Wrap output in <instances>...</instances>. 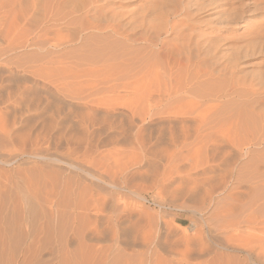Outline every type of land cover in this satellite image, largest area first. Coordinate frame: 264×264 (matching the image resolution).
I'll return each mask as SVG.
<instances>
[{
    "label": "rangeland",
    "instance_id": "374dc122",
    "mask_svg": "<svg viewBox=\"0 0 264 264\" xmlns=\"http://www.w3.org/2000/svg\"><path fill=\"white\" fill-rule=\"evenodd\" d=\"M47 2L0 9V202L55 193L92 245L118 218L105 264H264V0Z\"/></svg>",
    "mask_w": 264,
    "mask_h": 264
},
{
    "label": "bare ground",
    "instance_id": "6f19581e",
    "mask_svg": "<svg viewBox=\"0 0 264 264\" xmlns=\"http://www.w3.org/2000/svg\"><path fill=\"white\" fill-rule=\"evenodd\" d=\"M43 1L45 4H47V3L49 4V2H47L49 0H0V9L3 10L5 16L10 17L12 20H17V19L20 20L21 18H22L21 20H23V19L25 20L27 17H31L34 15V13H33L34 8H39L36 6H40L39 4L42 3ZM50 2H52L54 4L57 3L59 5L61 3H62L61 5H65V4L68 5L69 4V6H70V0H50ZM75 3L76 2H74V4ZM48 8H49V6H48ZM86 8L87 7H85L84 9H86ZM88 10H90V9H88ZM184 17H188V16H184ZM110 24H112V23H110ZM155 26H154V29H158V28H155ZM115 27H116V29H119L118 24L115 25ZM115 27H112V28H115ZM151 28H153V27L152 26L149 27V29H151ZM149 29L146 28L145 30H143V32L139 35L140 36L139 40L143 39V40L147 41L148 44H151L153 42V37L155 35H153L154 29H153L152 34L150 32L151 30H149ZM112 32H113V30H112ZM117 33H119L118 30H117ZM157 39L155 36L154 40L156 41ZM137 40H138V38H137ZM132 41H133V39H132ZM184 41H183L182 46H184ZM157 43H158V41H157ZM186 45H187V43H185V46ZM196 45H197V43H196ZM106 46H108V45H106ZM180 46L177 48L176 47L168 48L166 46L161 45L160 51H158L157 54L159 55V57L162 56V58H164V59H162L161 61H158V62H160V63L164 62L166 64H170L171 63L170 60L176 61L175 60L176 57H174V55L172 57L171 55L175 54V53L180 54L181 52H183L180 50L182 48ZM199 47H200V45H199ZM112 49H114V48H112ZM106 50L108 52V49H106ZM114 51H117V50H114ZM129 51H131V50H129ZM114 53L112 55H114ZM123 53H124V51H123ZM133 53H135V52H133ZM133 55H132V57L135 56V55L134 56ZM151 57H152V55H151ZM112 58H114V57H112ZM137 58H139V57H137ZM120 59H121V57H120ZM144 59H145V57L143 58V60ZM146 59H147V57H146ZM146 59H145V61H146ZM116 60H118V59H116ZM135 63H136V61H135ZM137 64H139V63H137ZM174 64H175V62H174ZM130 66H131V64H130ZM150 68H151V66H150ZM160 89H162V88H160ZM162 91H163V89H162ZM163 93L166 94V92H163ZM171 94H173V93H171ZM263 106H264V103H263ZM261 119H262V117H261ZM252 122H253V118H252ZM256 122H254V124H256ZM245 123H246V121H245ZM253 127H255V126L253 125ZM260 127L261 126H259L258 128L260 129ZM258 128H257V130H258ZM249 129L251 130L252 128H249ZM262 131H263V129H262ZM250 133H252V131ZM256 136H258V135H256ZM258 140H259V138H258ZM35 184L36 183H34L33 185H35ZM24 186L27 187V185H23V187ZM29 187L27 189H29ZM29 190H31V188ZM18 191L20 193V195H19L20 197L17 198L18 201L16 203L12 202L11 206H10V203H9V205L6 206V205H3L4 201L2 203L0 202V264H103V263L105 264L106 263L105 260L109 256L114 258L113 259L114 261H112V262H115L117 260V258L121 257L120 256L121 255L120 254L121 249H120L119 244H118L119 242L115 239V238H117V235L119 234L118 232H120V231H118V226L116 224V222H117L116 220H118V218L117 219L115 218V216H116L115 213L114 214L112 213L113 215L112 214L109 215L108 213L103 214V215L100 214L101 217L106 215V217L112 221L114 220L113 218H115V223H113V224H110L112 222L108 221L109 224L111 225L109 228L110 233H111L110 234L111 239L109 240L110 243H108L107 245H105V244L97 245L96 242H95L96 244L94 243V245H92V243L88 244V242H85L86 240L84 241L83 239H81V238H85L83 236L78 237V239L80 238V240L74 242V241H72L73 237L71 240H70V237H71V234L77 235V232L74 230V226H75V229H77V227H79V226H77V222L81 223L80 219H82L85 215H87L86 213H84V211H77L79 209L74 210V207H71L70 205L69 206L71 209H68L65 204L64 205L61 204V199L58 196H56L55 193H51V192L47 193V195H44V197H43L44 199L42 201H40L41 199L39 200V198L37 196L39 194L34 193L33 190H31V191L34 194L29 192L28 190H23V189H21V190L19 189ZM0 193L2 194V191H0ZM3 193H5V192H3ZM15 193L14 194L11 193L13 195V197H14V195H16ZM11 194L9 193V196L7 195L8 197H6V198H10V196H12ZM16 197H18V196H16ZM3 199H5V198L3 197ZM87 211H88V209H87ZM92 213H95L94 214L95 216H97V215L99 216V214H97V213H101V211H97V209H94ZM87 217H89V216H87ZM116 217H118V216H116ZM89 218H88V220H89ZM97 219H98V217H97ZM108 219H106V220H108ZM67 220H70V222H67ZM98 220L96 222L90 221L91 223L89 221H87V222L94 225V223H98ZM67 225H70V226H67ZM94 226H96V224ZM86 228H88V227H86ZM95 228H97V227H95ZM78 229H80V228H78ZM92 229H93V227H92ZM95 231L98 232L99 230H95ZM102 232H103V230H102ZM204 246H206V244ZM155 260H157V259H155ZM162 261H164V260H162ZM140 264H141V262H140ZM148 264H151V263L149 262Z\"/></svg>",
    "mask_w": 264,
    "mask_h": 264
}]
</instances>
